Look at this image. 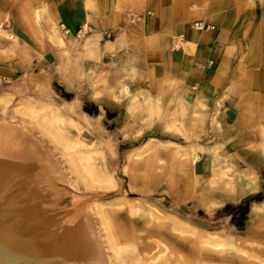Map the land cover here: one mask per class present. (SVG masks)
<instances>
[{
  "label": "rangeland",
  "instance_id": "1",
  "mask_svg": "<svg viewBox=\"0 0 264 264\" xmlns=\"http://www.w3.org/2000/svg\"><path fill=\"white\" fill-rule=\"evenodd\" d=\"M195 8L231 39L233 78L240 77L231 94L238 115L227 122L218 105L200 107L191 133L183 136L176 127L190 121V104L199 97L163 81L171 24ZM105 64L113 72L107 85L97 79ZM19 104L79 144L77 152L88 156L103 186L88 188L78 180L60 143L36 120L16 113ZM0 121L32 132L72 174L73 188L56 184L51 197L59 219L96 205L140 204L191 229L253 243L264 256V0H0ZM177 149L197 157L192 174L174 159ZM238 176L252 183L250 193H241ZM107 213L119 238L137 243V250L112 257L113 264L151 256L157 243L185 260L195 254L219 262L193 252L166 226L147 227L143 215L130 217L124 207ZM4 239L0 264H16L15 256L21 257ZM224 260L243 264L232 251Z\"/></svg>",
  "mask_w": 264,
  "mask_h": 264
},
{
  "label": "bare ground",
  "instance_id": "2",
  "mask_svg": "<svg viewBox=\"0 0 264 264\" xmlns=\"http://www.w3.org/2000/svg\"><path fill=\"white\" fill-rule=\"evenodd\" d=\"M239 78L236 75L230 81L223 97L235 92ZM173 85L172 79H164V87ZM114 91L113 87L108 88L109 95H113ZM177 99L172 98L169 107ZM133 102L140 103L141 100L136 98ZM3 103L8 104L9 101L3 100ZM199 109L198 105L191 103L190 121L176 127L183 136L191 133ZM14 111L36 120L43 132L60 143L72 173L86 187L103 186L95 168L89 165L88 156L77 152L79 144L65 141L59 136L53 121L23 104L17 105ZM143 153L141 156L146 152ZM173 154L174 159L192 174L197 162L194 153L177 149ZM236 180L242 194L253 190L248 179L238 176ZM72 181V174L65 170L62 160L47 148L46 143L37 140L32 132L19 124L0 121V240L6 243L4 238H8V246H14L20 255L21 258L15 256L13 259L16 264H113L112 257L117 258L124 250H137L134 240L119 238L107 213L123 207L130 217L143 215L147 227L152 223L166 226L172 237L186 240L193 252H207L219 260L209 263L198 256L195 259V254L185 260L176 252L166 253V247L157 243L158 251L155 254L141 256L134 264H226L223 263L224 256L229 251L243 264H264V256L255 251L257 245H239L225 235L191 229L174 220L168 221L150 206L96 205L93 209L84 208L77 217L63 212L59 219L53 212L51 201L57 188L55 185H62V190L72 189Z\"/></svg>",
  "mask_w": 264,
  "mask_h": 264
},
{
  "label": "crops",
  "instance_id": "3",
  "mask_svg": "<svg viewBox=\"0 0 264 264\" xmlns=\"http://www.w3.org/2000/svg\"><path fill=\"white\" fill-rule=\"evenodd\" d=\"M196 12L195 8V12L171 24L173 48L166 77L172 79L183 92L191 93L194 98L199 97V101L194 103L198 107L211 110L218 105L225 121L237 120L238 111L232 103L233 97H223L225 88L234 76L235 58L229 49L231 39L221 28L200 19ZM77 22L81 23L79 16ZM199 22L210 25L211 29L196 30L194 24ZM112 76V68L108 65L98 69L97 79L102 84L107 85ZM207 162L205 159V163L201 164Z\"/></svg>",
  "mask_w": 264,
  "mask_h": 264
},
{
  "label": "built area",
  "instance_id": "4",
  "mask_svg": "<svg viewBox=\"0 0 264 264\" xmlns=\"http://www.w3.org/2000/svg\"><path fill=\"white\" fill-rule=\"evenodd\" d=\"M194 28L196 30H199V31H206V30H210L211 29V26L210 25H205L204 23H195L194 24Z\"/></svg>",
  "mask_w": 264,
  "mask_h": 264
}]
</instances>
